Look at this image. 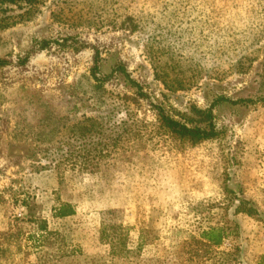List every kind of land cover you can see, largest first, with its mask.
<instances>
[{
	"label": "rangeland",
	"instance_id": "obj_1",
	"mask_svg": "<svg viewBox=\"0 0 264 264\" xmlns=\"http://www.w3.org/2000/svg\"><path fill=\"white\" fill-rule=\"evenodd\" d=\"M0 59V264H264V0L6 3Z\"/></svg>",
	"mask_w": 264,
	"mask_h": 264
},
{
	"label": "trees",
	"instance_id": "obj_2",
	"mask_svg": "<svg viewBox=\"0 0 264 264\" xmlns=\"http://www.w3.org/2000/svg\"><path fill=\"white\" fill-rule=\"evenodd\" d=\"M18 1L31 3V2H34L35 0H0V7L5 5L6 3L15 4ZM133 28L135 29V26H133ZM5 63H6L5 61H2V59H0V67L3 65H6ZM95 71H96V66H94L92 70V74L94 77H95ZM116 72L124 76L127 80H129L130 83L132 82L128 74L122 67H117L115 69V73ZM196 112L199 118L197 119L198 124H195V125H192V123L191 124L182 123L162 113L159 114V121L161 125L169 133H171L172 135H174L180 140H187L192 143H197V142L204 141V140H207V139H210L216 136L217 133L211 122V119H212L211 111L210 110H197ZM73 214H74L73 207L69 204H63L55 210L54 217L65 218V217L72 216ZM203 236L212 245H218L221 243L224 235L221 229L211 228L208 231H206Z\"/></svg>",
	"mask_w": 264,
	"mask_h": 264
}]
</instances>
